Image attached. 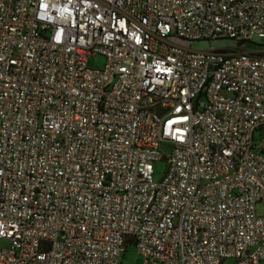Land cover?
<instances>
[{
    "label": "built area",
    "instance_id": "built-area-1",
    "mask_svg": "<svg viewBox=\"0 0 264 264\" xmlns=\"http://www.w3.org/2000/svg\"><path fill=\"white\" fill-rule=\"evenodd\" d=\"M253 37L264 0H0V264H264Z\"/></svg>",
    "mask_w": 264,
    "mask_h": 264
},
{
    "label": "rangeland",
    "instance_id": "rangeland-1",
    "mask_svg": "<svg viewBox=\"0 0 264 264\" xmlns=\"http://www.w3.org/2000/svg\"><path fill=\"white\" fill-rule=\"evenodd\" d=\"M253 46H264V38L253 37ZM236 42L233 40H216V41H195L190 44V48L195 51H205L210 49L220 48H234ZM105 60L102 57L90 58L87 61V68L90 70H101L104 67ZM165 171V165L163 162L155 163L153 165V180L159 181ZM256 212L259 215L264 214V207L262 205L256 206ZM9 245L6 242H0V249H6ZM121 264H142V259L135 253L134 249L129 247L127 252L120 260Z\"/></svg>",
    "mask_w": 264,
    "mask_h": 264
}]
</instances>
